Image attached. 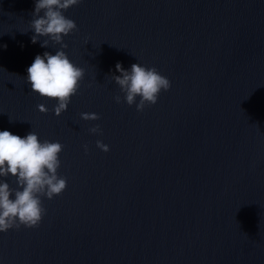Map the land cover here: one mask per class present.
Masks as SVG:
<instances>
[{"label": "water", "instance_id": "95a60500", "mask_svg": "<svg viewBox=\"0 0 264 264\" xmlns=\"http://www.w3.org/2000/svg\"><path fill=\"white\" fill-rule=\"evenodd\" d=\"M35 3L0 0V131L62 144L67 187L0 233V264H264V0H82L63 51L85 75L59 117L27 80L61 50L32 43ZM117 63L171 87L137 111Z\"/></svg>", "mask_w": 264, "mask_h": 264}, {"label": "clouds", "instance_id": "9594fccd", "mask_svg": "<svg viewBox=\"0 0 264 264\" xmlns=\"http://www.w3.org/2000/svg\"><path fill=\"white\" fill-rule=\"evenodd\" d=\"M82 0H36L33 19L30 27L35 35L31 37L33 44L40 37H45L41 47L59 45L61 50L55 54L44 52L37 55L27 69V80L32 92L43 98L57 101L53 111L56 117L65 112L71 97L77 94L80 81L84 78V70L75 66L63 49V37L77 30L76 23L63 15L67 9L81 3ZM43 12V15H41ZM120 75H112L111 79L124 94L127 105L136 104L137 111L146 106L155 105L161 91H168L170 81L162 76L155 67L142 66L139 63L125 70L120 63L115 66ZM139 97V103H136ZM121 102L120 96L114 97ZM40 113H47L43 105H37ZM100 117L95 113H82L84 121H96ZM90 133L100 132L99 126L89 129ZM97 148L108 152L109 147L97 141ZM87 152V145L84 146ZM63 145L59 142L44 140L41 142L36 133L30 131L21 138L9 131H0V178L9 175L15 178L17 189L10 188L5 180H0V233L11 229L36 228L39 226L46 209L42 206V197L52 200L61 195L67 187V179L57 175L61 166L59 154Z\"/></svg>", "mask_w": 264, "mask_h": 264}]
</instances>
